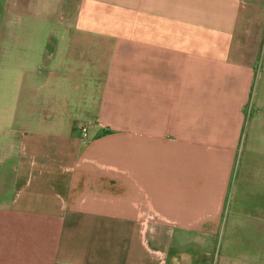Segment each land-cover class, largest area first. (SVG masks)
Wrapping results in <instances>:
<instances>
[{"label": "crops", "instance_id": "obj_1", "mask_svg": "<svg viewBox=\"0 0 264 264\" xmlns=\"http://www.w3.org/2000/svg\"><path fill=\"white\" fill-rule=\"evenodd\" d=\"M263 4L16 0L51 60L31 72L44 114L0 131V264L234 260L186 237L216 230L248 162ZM56 100L84 124L58 121Z\"/></svg>", "mask_w": 264, "mask_h": 264}, {"label": "rangeland", "instance_id": "obj_2", "mask_svg": "<svg viewBox=\"0 0 264 264\" xmlns=\"http://www.w3.org/2000/svg\"><path fill=\"white\" fill-rule=\"evenodd\" d=\"M15 4L16 0H0V131L7 126L15 127L16 130L22 129V123L17 122H29L33 110H36L37 117L40 109L43 115L47 107V101L42 102L40 97L32 100L37 93L38 78L31 72L39 63L51 60L47 48H44L48 28L44 23L19 17ZM259 25L261 26L257 34L248 37L249 43L258 48L256 60L259 65L253 80L247 106L248 116L244 124V132L248 131V162L242 167L238 166L239 170L240 167L242 169L237 177H233L225 200V204L230 207L223 214L216 230L207 237L201 233H189L186 237L205 240V249L209 252L233 256L234 260H226L222 264H264V20L259 22ZM58 55L60 56L59 53ZM54 58L55 54L52 59ZM40 70L43 78L41 93L44 94L48 92L49 69L42 67ZM22 72H25L24 84L16 81ZM41 98L43 99V96ZM56 102L58 121H64L66 118L74 121L76 125L84 124L81 123L79 110L72 119L65 115L63 102ZM30 110L32 112L28 113ZM27 114L28 118H24ZM19 131L15 132V138ZM2 137L4 138V135ZM41 256V262L45 263L44 254ZM201 258V264L218 263V260L208 261L211 258L204 255Z\"/></svg>", "mask_w": 264, "mask_h": 264}, {"label": "built area", "instance_id": "obj_3", "mask_svg": "<svg viewBox=\"0 0 264 264\" xmlns=\"http://www.w3.org/2000/svg\"><path fill=\"white\" fill-rule=\"evenodd\" d=\"M82 132H83V135L86 134V128L85 127H82Z\"/></svg>", "mask_w": 264, "mask_h": 264}]
</instances>
